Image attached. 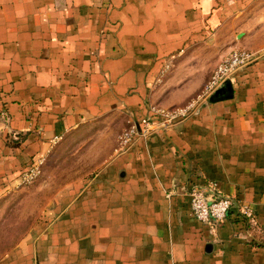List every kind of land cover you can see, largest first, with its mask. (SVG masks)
I'll use <instances>...</instances> for the list:
<instances>
[{
    "label": "crops",
    "instance_id": "obj_1",
    "mask_svg": "<svg viewBox=\"0 0 264 264\" xmlns=\"http://www.w3.org/2000/svg\"><path fill=\"white\" fill-rule=\"evenodd\" d=\"M262 5L0 0V199L89 122L193 104L66 186L0 264H264ZM235 48L252 61L198 99ZM193 187L230 199L221 223L192 215Z\"/></svg>",
    "mask_w": 264,
    "mask_h": 264
},
{
    "label": "rangeland",
    "instance_id": "obj_2",
    "mask_svg": "<svg viewBox=\"0 0 264 264\" xmlns=\"http://www.w3.org/2000/svg\"><path fill=\"white\" fill-rule=\"evenodd\" d=\"M126 130L119 119L92 121L59 139L38 159L32 172L0 199V256L41 220L66 186L91 175L109 159L123 145Z\"/></svg>",
    "mask_w": 264,
    "mask_h": 264
},
{
    "label": "built area",
    "instance_id": "obj_3",
    "mask_svg": "<svg viewBox=\"0 0 264 264\" xmlns=\"http://www.w3.org/2000/svg\"><path fill=\"white\" fill-rule=\"evenodd\" d=\"M254 53L235 48L231 50L213 69L208 81L203 86L198 99L209 97L224 81L230 79L233 74L252 61ZM193 104L176 108L152 107V114L141 119V128L135 126L128 128L122 135V143L127 144L134 135H145L150 131H158L172 126L177 121L186 117ZM36 167V163L22 175L26 178L29 172ZM190 211L192 215L203 223H221L231 207V201L224 196L209 198L204 190L193 187L188 192ZM243 213L249 215L247 209Z\"/></svg>",
    "mask_w": 264,
    "mask_h": 264
}]
</instances>
